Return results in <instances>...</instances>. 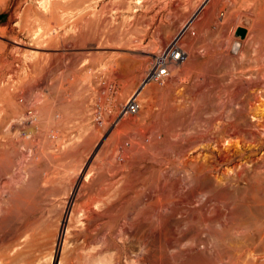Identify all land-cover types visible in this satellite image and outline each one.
Returning <instances> with one entry per match:
<instances>
[{
    "label": "rangeland",
    "instance_id": "374dc122",
    "mask_svg": "<svg viewBox=\"0 0 264 264\" xmlns=\"http://www.w3.org/2000/svg\"><path fill=\"white\" fill-rule=\"evenodd\" d=\"M210 2L0 0V149L11 140L39 134L28 116L32 104L21 105L18 95L22 84L37 79L38 103L52 104L53 127L45 150L80 144L78 151L50 163L45 173L54 179V188L38 208L0 231V264H155L160 251L176 252L168 264H181L187 250H214L199 214L215 203L207 196L216 193L236 204L243 222L238 234L226 236L234 247L225 255L242 254L240 261L254 256L256 264H264V166L259 157L264 149L246 147L245 133L257 91L237 86L263 65L262 42L247 37L243 12L230 26L226 44L221 25L237 7L232 0H221L206 26L195 25ZM50 20L56 24L49 25ZM184 30L197 37L192 48L199 57L191 72H181L183 61L171 64L162 83H148L147 92L138 95L139 111L123 115L128 98L139 93L153 55ZM178 45L187 57V43L179 39ZM61 96L70 101L58 103ZM18 112L26 115L19 126L4 124ZM161 125L165 127L153 134ZM121 128L141 135L123 136L116 143L114 133ZM91 132L92 143L85 145ZM155 138V152L128 149L133 142L154 143ZM237 138L253 160L242 164L236 156L233 162L241 163L236 170L211 169L213 143ZM167 139L172 141L168 148ZM195 164L210 168L196 179ZM73 176L77 182L70 187ZM157 178L175 181L170 197L177 200L161 239L149 231L150 218L139 220L155 195L151 187ZM191 185L201 194L190 195ZM88 201L94 210L86 213L78 205Z\"/></svg>",
    "mask_w": 264,
    "mask_h": 264
},
{
    "label": "bare ground",
    "instance_id": "6f19581e",
    "mask_svg": "<svg viewBox=\"0 0 264 264\" xmlns=\"http://www.w3.org/2000/svg\"><path fill=\"white\" fill-rule=\"evenodd\" d=\"M232 1L237 4V7L234 11L228 13L226 23L221 25L222 35L226 40L228 39L226 44L229 43V40L232 37L230 26L233 25L236 18L244 12L248 19V27H246L248 36H246L250 37V39H257L262 42L261 49L262 55L264 56V0ZM220 2L221 0H211L210 4L203 9L201 19L195 22V25L197 24L201 28L206 26L209 21L213 19L214 14L220 6ZM51 10L53 11V9ZM51 14H54V11L51 12ZM52 21L55 22L54 20ZM52 21L50 22L52 24L49 23V25H53ZM179 39L185 41L189 47L186 59L181 60L183 63L181 64L180 69L182 73L187 74L191 72L199 57V54L192 48L193 42L197 40V37L192 36L190 33H186V30H184L180 32L179 38L176 39L177 43ZM225 39L223 44L225 43ZM209 51L210 48L207 49V52ZM262 62L263 65L256 71L254 77L244 79L245 81L243 83L237 85L239 88L245 86L252 91H257V97H255L253 105L249 108L250 117L246 121L248 129L245 130L246 137L249 139H247V142L250 141L246 144V147H249L250 149L254 148L256 150L264 149V59H262ZM39 84V79L31 82L29 80V82L22 84V86L20 85L21 87L18 91V95L20 94L22 97L21 105L32 104L33 106L32 112L28 116L31 119H34V125L39 126V134L28 139L21 138L18 140H11L9 147L0 149V231L5 227L14 224L20 218L31 214V212L38 208V204L46 199L45 195L47 196L54 188V179L48 177V174L45 173V171L51 167L50 163H55L58 160H61L67 153H73L79 150V143H77L78 145L76 148H69L66 150L59 148L58 152H48L45 150L49 140L48 138L51 136L50 128L53 127L51 122V120H53V114L50 109V106H52L50 102L38 103L40 95L37 93L35 94L34 91L35 87ZM204 85L205 81L198 82L199 87ZM148 87V83H143L139 87V93L136 92L137 97L144 92L146 93ZM0 90L2 91V89ZM11 95L12 94L8 96L7 94V97L10 98ZM69 101L70 100H67L65 96H61L58 103ZM124 114L125 113H123V115ZM25 116V113L18 112L12 117H8V121L4 124L19 126V121ZM10 120H14L13 123ZM122 125L129 126L124 122ZM156 127L158 128H153L151 130L153 134H156L158 130H162L165 126L161 125ZM132 135L138 136L141 135V132H132L121 128L115 131L113 141L119 143L123 136ZM256 136H259V139L255 140ZM42 138H44L43 144H41ZM92 138L93 132H91L87 138L83 139L84 144H91ZM153 142L154 143L133 142L128 149L132 150L134 153H147L148 150L153 148L152 151L155 152L158 148V145L156 144L158 142L157 138H155ZM213 144L214 146L213 148L211 147V153L209 154L210 157L214 158V162L210 164L211 169H214V171H217L220 166H226L230 170H236L238 165H241V163L237 164L233 162L234 157L236 156L241 157L242 164H246L248 161L251 162L253 160V158L250 157L251 155H246V151L240 148L243 144L238 138L236 140L217 139ZM20 145H23L25 150L20 149ZM171 145L172 141L167 139V143L164 147L168 148ZM259 157L260 165L264 166V151L260 153ZM181 165L186 166L187 164L181 162ZM207 167L208 169L210 168L204 164H195V167L193 168V176L197 179ZM76 182V176L70 178V187H73ZM156 183V186L151 187L155 192V195L151 197V200L141 213L139 220L150 218L151 222L149 225V231L151 234L161 239L163 230L175 212L177 200L170 197L171 189L174 186L175 181L157 178ZM82 190L83 187L80 186L78 193ZM188 193L192 196L201 194L198 193L197 188L193 185L189 187ZM210 199L214 200L215 203L201 208L199 215L205 226V230L214 240V250L209 253L205 252L204 249H199L195 253H191L187 250L184 252L181 264H237L240 262L243 264H256L254 256H252L253 260L240 261L239 258L242 257V254H236V252L233 251L234 255H225L227 252L231 251L232 247H234L231 242L225 241L226 236L238 234L239 230L243 227V222L238 218L239 211L237 210L236 204L229 200L227 195L216 193L207 196V200ZM69 203L70 200L66 204L67 208ZM78 206L86 213L94 210L92 202L90 201L80 203ZM222 207L227 210L226 213L221 209ZM166 209H169V213L165 212ZM130 224L132 225L133 223ZM175 255L176 252L163 253L160 251L159 255L154 259V263L168 264L171 260H174ZM225 257H228V259L224 260Z\"/></svg>",
    "mask_w": 264,
    "mask_h": 264
},
{
    "label": "built area",
    "instance_id": "2783aa9c",
    "mask_svg": "<svg viewBox=\"0 0 264 264\" xmlns=\"http://www.w3.org/2000/svg\"><path fill=\"white\" fill-rule=\"evenodd\" d=\"M186 57V51L175 41L167 48L153 55L148 72L143 79L144 83H162L169 72V67L175 62H180ZM124 113H136L140 109L137 93H132L124 105Z\"/></svg>",
    "mask_w": 264,
    "mask_h": 264
}]
</instances>
